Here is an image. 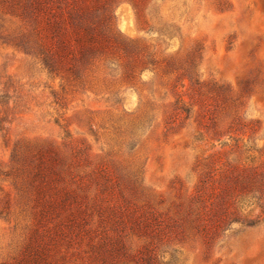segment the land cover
Listing matches in <instances>:
<instances>
[{
	"label": "rangeland",
	"instance_id": "374dc122",
	"mask_svg": "<svg viewBox=\"0 0 264 264\" xmlns=\"http://www.w3.org/2000/svg\"><path fill=\"white\" fill-rule=\"evenodd\" d=\"M109 4L114 33L134 49H112L80 79L47 72L36 52L19 45L28 26L0 13V264H15L27 241L34 209L23 171L46 147L71 159L75 178L99 171L132 201L162 213L164 260L264 264L257 207L247 216L254 225L227 221L217 233L209 229L208 243L189 224L201 180L208 208L233 211L215 168H264V0ZM178 97L188 112L175 109Z\"/></svg>",
	"mask_w": 264,
	"mask_h": 264
},
{
	"label": "trees",
	"instance_id": "16d2710c",
	"mask_svg": "<svg viewBox=\"0 0 264 264\" xmlns=\"http://www.w3.org/2000/svg\"><path fill=\"white\" fill-rule=\"evenodd\" d=\"M109 3L110 0H0V13L16 16L28 26L19 45L36 52L47 72L80 79L81 73L108 57L112 49L122 50L125 55L134 49L114 33ZM194 58L191 53L184 70L190 82ZM131 71L132 66L128 75ZM186 104L178 97L175 109L188 112ZM36 155L23 171V181L32 196L33 222L15 264H172V259L164 260L157 247L169 228L162 213L149 204L135 203L117 181L99 171L89 179L75 178L70 173L71 159L51 147L38 149ZM245 159L252 162L255 157L248 155ZM258 166L228 165L231 171L215 168L219 170L216 177V172L212 174L215 179L226 178L223 191L232 198L231 212L218 213L208 208L202 194L206 179L200 181L201 192L193 198L196 208L189 224L206 243L211 238L210 228L214 234L227 221L254 225L256 221L247 216L256 207L264 214V168ZM211 194L220 195L216 190ZM247 202L252 208L243 214ZM132 237L140 243L130 247L127 243ZM83 242L85 248L81 247Z\"/></svg>",
	"mask_w": 264,
	"mask_h": 264
}]
</instances>
